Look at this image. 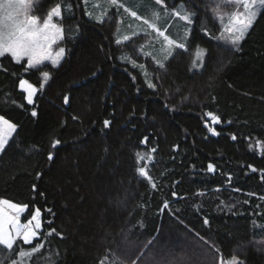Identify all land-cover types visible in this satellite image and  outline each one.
<instances>
[{
	"label": "trees",
	"instance_id": "obj_1",
	"mask_svg": "<svg viewBox=\"0 0 264 264\" xmlns=\"http://www.w3.org/2000/svg\"><path fill=\"white\" fill-rule=\"evenodd\" d=\"M62 1L32 0V13L44 18ZM164 1L184 3L194 18L188 48L163 67L138 52L139 42L116 43V20L86 18L82 0H69L73 12L62 14L57 66L25 70V60L0 58V116L16 125L0 152V199L26 205L23 221L41 212L44 256L23 264H45L47 256L55 264H108L122 239L153 249L160 236L171 247L187 236L225 262L264 264V151L256 147L264 142V10L237 48L214 37L204 0ZM197 45L206 51L199 70ZM126 50L145 63L153 87L118 60ZM20 79L37 88L32 104ZM36 242L0 250V264H20L17 253Z\"/></svg>",
	"mask_w": 264,
	"mask_h": 264
},
{
	"label": "snow or ice",
	"instance_id": "obj_2",
	"mask_svg": "<svg viewBox=\"0 0 264 264\" xmlns=\"http://www.w3.org/2000/svg\"><path fill=\"white\" fill-rule=\"evenodd\" d=\"M116 2L117 0H111L112 4H116ZM155 3L162 5L164 0H155ZM226 4H235L241 6L243 9V11L233 12L227 17V30L232 36L231 44L238 48L240 41L257 19L258 10H264V0H225ZM217 7L219 8L220 5L218 4ZM32 8V0H0V58L7 55L16 63H20L26 59L27 65L25 70L36 68L37 65L44 63L46 60L51 61L56 66L60 63L65 52L63 48H59L55 52L52 50L53 45L63 39L62 26L53 21L54 17L62 18L61 7L58 5L50 10L42 22L38 17L30 14ZM125 11H128V9L125 8ZM164 15L177 17L187 23H192L194 18L193 14L187 10L183 3L171 11L165 8ZM131 16L137 20L142 19L143 24L155 30L158 35L163 36L168 46L185 47L183 43L177 44L174 40L169 39L163 31L159 30L157 27V22L161 18L159 11L152 13V20L141 18L135 11L131 12ZM219 18L223 22L224 17L221 15ZM97 19L99 20V17ZM123 39L127 41L129 37L125 35ZM117 43H120V40H117ZM160 66L163 67L162 64ZM140 67H143V65ZM42 76L45 82L50 78L48 72H44ZM44 87L45 83H41L40 88L43 89ZM149 87H153V85L149 83ZM19 88L26 93L25 99L27 103L32 104L33 97L37 94V89L25 79L19 80ZM64 99L65 102H68L69 97L65 96ZM32 115L36 116L37 113L33 111ZM205 115L210 117L214 124L220 122V118L212 112H206ZM104 124L105 127H108L109 121L105 120ZM208 130L215 134L213 128L209 127ZM15 131L16 125L0 116V152L5 150ZM232 138L236 139L235 136ZM59 143V140H56L53 147ZM256 147L264 151V142L258 140ZM137 155L140 159H144V156H141L139 153ZM52 158V155L49 154V160ZM148 159H151V157L149 156ZM213 170L214 166L210 163L207 171L211 173ZM136 171L142 176L147 175L145 167H138ZM253 171H256V169H253ZM153 187H155L154 184ZM175 195L173 193V196ZM26 207V205H18L6 199H0V250H14L18 241H22L24 246L32 245L34 241H38L35 243V246L31 247L30 251L21 248L17 253L21 258L20 264H23L25 258L35 259L34 254H36V257L44 256V243L38 239L40 235L39 230L42 229L41 212L39 209H36L27 221L22 222L21 215L26 210ZM164 207L167 208L168 205L165 204ZM205 223L207 224L208 221L205 220ZM53 232H55V229H52L48 235H52ZM12 264H17V261L13 260ZM29 264H31V261H29ZM45 264H55L52 256L45 257ZM232 264H235V262H232Z\"/></svg>",
	"mask_w": 264,
	"mask_h": 264
},
{
	"label": "rangeland",
	"instance_id": "obj_3",
	"mask_svg": "<svg viewBox=\"0 0 264 264\" xmlns=\"http://www.w3.org/2000/svg\"><path fill=\"white\" fill-rule=\"evenodd\" d=\"M204 12L207 15L209 26L214 24L216 27L214 37L224 43H228L231 47V33L227 30L228 27V15L243 11L241 6L235 4H226L225 0H204ZM84 14L86 18L101 22L104 19L112 16L116 20L114 30V40H120V43L135 41L139 42L138 52L144 57H150L156 65H164L165 61L170 58L177 50L187 49L190 44L192 23H187L180 20L177 17L165 16L164 11L167 8L169 11L179 7H170L165 1L162 5H157L155 0H117L116 4H112L111 0H82ZM184 4V3H183ZM218 4L220 7L218 8ZM61 7L62 14L69 15L72 11V6L69 0H63L60 3L55 4L50 10L57 6ZM125 8L128 11H125ZM135 11L138 16L143 19L152 20V13L159 11L160 20L157 22V27L163 31L169 39L174 40L177 44L183 43L184 48L168 46L163 36L157 34V32L147 25L143 24V20H137L131 16V12ZM261 10H258V14ZM50 12V11H49ZM48 12V13H49ZM73 12V11H72ZM31 15L35 16L32 13ZM48 15V14H47ZM39 19L41 22L47 17ZM224 17L223 22L220 20V16ZM37 17V16H36ZM99 17V20L97 19ZM55 23L62 26L61 18H53ZM63 28V26H62ZM127 35L129 39L125 41L123 37ZM63 48L61 40L57 41L53 45V52ZM170 53V54H168ZM205 48L203 46H194L193 49V66L199 70L203 66L205 58ZM26 61V59H24ZM120 62H126L132 67H135L142 74L145 83L149 86L152 84V76L144 62L136 61L130 51H122L118 55ZM51 63V61H44V63ZM159 62V63H158ZM43 64V63H42ZM135 64V66H133ZM27 65V61H26ZM41 65V64H40ZM143 65V67H140ZM38 66V65H37ZM34 87V86H33ZM36 88V87H35ZM37 89V88H36ZM26 95V93H25ZM211 127V126H210ZM260 150V149H259ZM9 201V200H8ZM17 204V203H16ZM20 205V204H18ZM25 212V211H24ZM23 215V214H22ZM21 215V221L22 220ZM27 221V220H26ZM184 236V235H183ZM180 241L181 244L175 243L171 247L170 243L166 242L164 238L160 236V239L153 243V249L148 248L151 244L150 241H136L130 238L122 239L117 249L110 253L112 260H106L108 264H232L237 263V259H232L225 262L219 253L209 246L198 244L195 240L189 238ZM189 238V239H188ZM260 249L264 252V241L259 244ZM125 252V253H124ZM174 252V253H173Z\"/></svg>",
	"mask_w": 264,
	"mask_h": 264
},
{
	"label": "crops",
	"instance_id": "obj_4",
	"mask_svg": "<svg viewBox=\"0 0 264 264\" xmlns=\"http://www.w3.org/2000/svg\"><path fill=\"white\" fill-rule=\"evenodd\" d=\"M161 31H165V29L163 28ZM61 43H62V45H63V39H61ZM63 49H64V46H63ZM65 53V52H64ZM64 57V56H63ZM63 57L61 58V60L63 59ZM61 60H60V62H61ZM52 64V63H51ZM53 65V64H52ZM57 66V65H56Z\"/></svg>",
	"mask_w": 264,
	"mask_h": 264
}]
</instances>
